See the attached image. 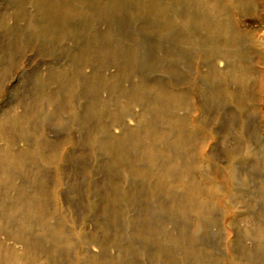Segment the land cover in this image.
Segmentation results:
<instances>
[{
	"label": "rangeland",
	"instance_id": "rangeland-1",
	"mask_svg": "<svg viewBox=\"0 0 264 264\" xmlns=\"http://www.w3.org/2000/svg\"><path fill=\"white\" fill-rule=\"evenodd\" d=\"M193 1L70 0L51 22L28 0H0V152L27 155L25 169L0 163V221L17 188L43 187L71 241L36 225L26 240L0 233V264H264V0H217L232 32L208 45ZM160 89L177 94L189 132L175 169ZM155 130L162 150L146 159ZM90 238L100 247L88 252Z\"/></svg>",
	"mask_w": 264,
	"mask_h": 264
},
{
	"label": "bare ground",
	"instance_id": "bare-ground-1",
	"mask_svg": "<svg viewBox=\"0 0 264 264\" xmlns=\"http://www.w3.org/2000/svg\"><path fill=\"white\" fill-rule=\"evenodd\" d=\"M28 1L31 3V6L34 9H40L42 11L41 14L43 16H45V20L52 19L50 21L53 22V19H55L57 22L59 19H63V18L66 19L69 16L68 10H63V9H70L68 7V1L70 2V0H28ZM191 3H192V5H195L196 7H198L199 9L204 10V12H203V10L201 11V17H200L201 23H200V25L205 26L206 32L209 35L208 36L204 35L203 36L204 39H202V40L199 39L200 43H202V45L210 44L212 38L214 36H217L218 34L220 35L221 33H223L224 35H226L227 33L232 32L231 26L227 22V19H225L223 16H221V14L220 15L218 13L215 14V12H214L213 7H216V9H218V6L220 5V4H218L217 0H212L210 3H203L202 0H196L195 2L193 1ZM230 3H233V6L237 7L238 9H249V7L252 8L251 0H231ZM219 9H223V7H221V8L219 7ZM57 10H58V13L56 14ZM263 21H264V14H263ZM193 27H194V25L191 27V29H192V32L194 33ZM208 38H210V39H208ZM263 40H264V38H263ZM215 52H216V50H215ZM209 54H212V50L209 52ZM218 59H219V56H218ZM155 98H156L155 102L157 103L155 113H156V115L159 116L160 119L165 120L167 127H168V133L167 134H168V138L170 139V142L167 144L166 147H169L171 152H174L175 155H177L176 153H178V156H176V158H175L176 162L173 163L176 166H174L173 164L171 166V167L174 166V169H175L176 167H178L177 164L180 165L182 162L181 161V158H182L181 154L183 155V151L185 150L186 142L188 143V141L186 139L189 138V135H188L189 132L186 131L184 128V124H185L184 119L176 113V109L178 107V105H177L178 100L177 99L179 98V97H177V94L176 93H169L163 89H160V90H157ZM122 125L124 126L123 120L120 121L119 119H114L111 127L112 128H114V127L118 128L119 126H122ZM112 128H110L109 126H106V127H104V130L106 132H109V130ZM124 128H127V127H124ZM163 133L164 132L159 133V131H156V130L153 131V133H151V135L154 136L155 144L152 147H148L145 149V157H147L146 159H148L150 156H152L151 153H153V155H154V153L159 151V149L162 150V147L157 146L156 143L159 141H163L165 139L164 138L165 134H163ZM156 138H158V139H156ZM116 141H118L117 137H113L111 140V142H116ZM111 144H113V143H111ZM15 151L16 150H14V149H8V150L3 149L0 152V163L1 164L7 163L11 169H13V167L16 168L14 170H17L18 168H24L22 165V162L25 163L24 157L27 155L23 152V153H21L23 155L22 156V155L16 153ZM181 151H182V153L180 154L179 152H181ZM16 154L19 156H16ZM183 164L186 165L187 167L191 165L190 161H187V160H186V162L184 160ZM185 169H187V168H185ZM48 195H49L48 192L46 190H44L43 187H40L39 190L38 189L32 190L31 193L25 192L23 189L21 190L20 188H17L16 200L14 201V203H12V205H10L11 207L8 210V216H7L8 218H6L7 223H1V221H0V233H1V235L4 234L5 236H7L11 239L12 238L14 239V237H17L19 239L21 238V240H22V239H25V237H27V233L24 231V229L29 227V225H32V226L36 225L35 226L36 231L41 232L44 235H48V234L51 235L53 233L51 235V238L63 240V238L66 235L65 232L62 230L61 227L57 228L55 226V224H53L50 221L49 217L47 216L46 210H47V200H48L47 196ZM195 195L196 194L192 193L190 190L187 194V197L188 198L190 197V199H191ZM193 201H195V198L193 199ZM195 203L197 205L192 203L191 206H193L192 209L197 216L196 220L205 224V222H207L209 220V213L203 209V207H204L203 204H201V203L198 204L197 202H195ZM210 219H212V217ZM0 220H1V218H0ZM16 223L18 225H20V227H19L20 230H17V224ZM14 224L16 225L15 232H13L14 229L13 230L11 229L14 226ZM202 227H203L202 225H199L195 234L200 233V230L202 229ZM257 231L258 232L256 234L259 235L261 239L263 238V242H264V229L262 230V228H259ZM256 234H255V236H256ZM5 236H3V237H5ZM64 239H65L64 241L67 240L66 242L69 243V245L71 244V241L70 240L68 241L69 238L68 239L64 238ZM177 239L178 238L174 237V240H173L174 245L177 244ZM47 247H48V244H47ZM93 247H100V243L98 242V240L96 238H94V239L90 238L84 244V249L88 252H89V250H92ZM186 250H187V251H185L186 254L192 253L191 249H186ZM192 250H194V249H192ZM32 257L33 256H31V258ZM193 258H194V254H193ZM13 261H14V264H19V259H17V256H14ZM195 261H197V260H195ZM20 262H21V260H20ZM197 262H199V261H197ZM5 264H6V262H5ZM112 264H130V263H126L124 261H121L119 258H117L114 261V263H112Z\"/></svg>",
	"mask_w": 264,
	"mask_h": 264
}]
</instances>
